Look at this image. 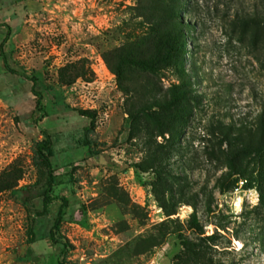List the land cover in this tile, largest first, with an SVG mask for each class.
Segmentation results:
<instances>
[{"label": "rangeland", "instance_id": "1", "mask_svg": "<svg viewBox=\"0 0 264 264\" xmlns=\"http://www.w3.org/2000/svg\"><path fill=\"white\" fill-rule=\"evenodd\" d=\"M138 1L0 0V175L13 167L21 175L0 192V264H264V150L244 143L264 119V0H178L174 21L200 105L174 136L134 125L102 56L153 32L162 11L145 0L136 17ZM7 26L13 72L1 56ZM178 83L173 70L162 72L164 91ZM80 111L95 115L88 136L97 156L83 145L90 119ZM43 130L58 197L45 214V172L34 162ZM62 196L66 256L50 241Z\"/></svg>", "mask_w": 264, "mask_h": 264}, {"label": "trees", "instance_id": "2", "mask_svg": "<svg viewBox=\"0 0 264 264\" xmlns=\"http://www.w3.org/2000/svg\"><path fill=\"white\" fill-rule=\"evenodd\" d=\"M144 1L139 0L137 7L132 9L136 17H144V11L146 10ZM149 1L151 5L155 6H153L155 9L154 13L162 11V15L156 17L153 32L150 34H133L124 45L103 53L102 56L110 71L117 77L119 88L127 97L126 111H128L134 125H140L141 123L139 122H142L143 128L147 131L153 128L159 130L160 134L167 132L174 136L177 134L181 121L190 115L193 108L200 105V100L196 99L192 89V82L186 73L183 62V55L190 52L185 47L186 35L183 29H180L178 22L174 21V17H178V12L181 9L177 5L178 0ZM134 21L135 19L132 17L129 22L133 24ZM253 23L255 25L260 24L257 21H253ZM7 29V35L1 44V56L5 68L13 72L3 52V46L9 39L11 32L10 27L7 26ZM167 69L173 70L178 77L179 83L164 91L160 86V77L162 72ZM32 90L37 98L36 109L43 113L37 119L40 121L46 117L42 107V95L35 91L34 86ZM80 114L90 119V124L85 129L86 138L83 141V145L89 148L90 156H97L99 154L98 150L94 148V143L88 136L89 133L95 130V115L85 111H80ZM259 131L256 135L249 136V139L246 140L247 142H244L255 147L258 153L264 150V119L262 116L259 120ZM42 133L44 138L36 142L34 146V162L39 169L45 172L46 180L41 212V214H45L52 202L58 197L54 195V188L57 184V175L52 164V158L55 155L54 144L46 130H43ZM245 148L246 145L244 144ZM235 150L234 155L237 154L238 149L235 147ZM151 163H148L151 166L149 168L156 164L151 165ZM230 166L234 171L238 169L234 161H230ZM134 167L140 170L145 168L143 164H135ZM12 171L10 172H15L13 178L20 180L21 175H18V170L13 167ZM11 173L6 172L0 175V192L12 189V186L8 185V177L11 176ZM166 190L171 192V197L174 200L176 193L173 188L168 186ZM60 200L61 205L50 231V241L53 245L62 244L61 255L66 256L70 245L63 237H60V231L69 207V200L65 196L60 197ZM161 200L167 216L173 215L176 210L170 206L171 202H167L165 199ZM192 222L194 227L202 233V227L195 214ZM168 234L170 235V233ZM209 238L213 239V237ZM58 264H65V262L61 259Z\"/></svg>", "mask_w": 264, "mask_h": 264}, {"label": "bare ground", "instance_id": "3", "mask_svg": "<svg viewBox=\"0 0 264 264\" xmlns=\"http://www.w3.org/2000/svg\"><path fill=\"white\" fill-rule=\"evenodd\" d=\"M241 199H242V198H241ZM239 204H240V202H239ZM238 209H240L239 206H238ZM238 212H239V211H238Z\"/></svg>", "mask_w": 264, "mask_h": 264}]
</instances>
